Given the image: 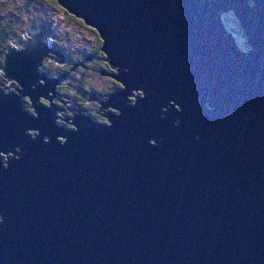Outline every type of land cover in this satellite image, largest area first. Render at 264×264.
Returning a JSON list of instances; mask_svg holds the SVG:
<instances>
[{
    "label": "water",
    "instance_id": "95a60500",
    "mask_svg": "<svg viewBox=\"0 0 264 264\" xmlns=\"http://www.w3.org/2000/svg\"><path fill=\"white\" fill-rule=\"evenodd\" d=\"M56 1L96 29L122 88L107 123L63 131L37 103L66 79L39 72L53 48L29 30L7 49L0 264H264V0Z\"/></svg>",
    "mask_w": 264,
    "mask_h": 264
},
{
    "label": "flooded vegetation",
    "instance_id": "af4514ba",
    "mask_svg": "<svg viewBox=\"0 0 264 264\" xmlns=\"http://www.w3.org/2000/svg\"><path fill=\"white\" fill-rule=\"evenodd\" d=\"M46 26L47 30H50L47 34L43 31V27L30 28V30L40 31L44 36L43 42L54 50V53H49L47 57L43 59L39 72L42 73L46 79H53L54 77L57 78L60 76H64L66 79L64 78L63 81L56 86L52 95H50V92L49 94L44 95L45 97H40L37 102L38 105H43L45 107L50 106L53 109L55 114V125L63 131H70L75 128L73 126V117L76 114H84L95 121L106 122L104 117H101L100 120V118L96 116V114L99 113V104L101 101L106 99V96L109 93L119 91V89L116 88V85H119L120 83L115 82V80L108 75L113 71L110 69L111 67L105 60V55L99 56L94 53V50L83 52L82 50H78L79 48L69 52L66 47L67 45L60 43V39L57 38L56 35V37L53 35L52 32L54 29L52 26L49 24H46ZM27 31H29V29ZM48 36L51 37L49 41H47ZM57 53L62 54L63 58L61 60L63 62L56 61V58H58ZM104 64L108 65L109 68H104ZM88 70L95 72L97 75L96 78L102 81L99 89L93 86V84H89L87 82L85 72ZM72 73L74 75L78 73L82 76H74ZM37 84L41 85V81H38ZM83 86H88L89 88ZM12 87L16 88L17 85L13 84ZM90 87L92 89H90ZM46 96L49 99H47ZM130 101L133 100L130 99ZM22 103L24 110L29 113L35 112L32 105H30V99L28 97L23 98ZM58 113H60V117H63V119H59L61 121L57 120ZM105 114L106 112H103V115ZM31 132L29 131L28 134L34 135L35 132ZM58 139L63 140L62 137H59ZM1 157L5 159L2 155Z\"/></svg>",
    "mask_w": 264,
    "mask_h": 264
},
{
    "label": "trees",
    "instance_id": "16d2710c",
    "mask_svg": "<svg viewBox=\"0 0 264 264\" xmlns=\"http://www.w3.org/2000/svg\"><path fill=\"white\" fill-rule=\"evenodd\" d=\"M249 2L253 4L254 0H249ZM38 4H40L41 6L47 7V8L53 7V8L59 9L61 7L57 3L56 0H0V78L2 76L1 67L3 66V63H4L5 53L7 52V49L9 47L15 46L13 42L16 39L23 37V33L30 28H42L43 27L44 28L43 31L46 34L50 32V30H47V26H46V24H49V20H47V17L49 16L47 13V10L45 9L43 13L35 12L37 11L36 8H38ZM63 12L65 14L69 13L65 9H63ZM230 19H232V21H234V23L236 24L235 28L230 26V22H229ZM228 20H224V24L226 25V27H228L227 29L230 32H233V31L235 33L241 32L239 22L237 21L235 17L231 18L228 16ZM75 21L86 25L83 22V20L80 18H77V19L75 18ZM84 25H82V27L91 31L94 35L93 38H95L97 41L91 50H94V53L99 56L105 55L102 51V39L99 36L96 29L90 26H87V25L84 26ZM49 39H51L50 36H48L47 41H49ZM247 47L248 45L246 42L245 44L243 43L241 45L242 49H246ZM104 68L108 69L109 66L104 64ZM75 75L77 76L78 74H75ZM115 82L117 81L115 80ZM12 83L14 85L16 84L15 82H12ZM119 85L117 84L116 88L120 90L121 84ZM83 87L89 88L88 86H83ZM90 89L92 88L90 87Z\"/></svg>",
    "mask_w": 264,
    "mask_h": 264
},
{
    "label": "rangeland",
    "instance_id": "374dc122",
    "mask_svg": "<svg viewBox=\"0 0 264 264\" xmlns=\"http://www.w3.org/2000/svg\"><path fill=\"white\" fill-rule=\"evenodd\" d=\"M45 9L47 10V13L49 15L47 17V20H49V24L54 29V31L52 32L53 35L54 36L56 35L57 38L60 39L59 40L60 43L67 45L66 47L68 48L69 52H71V50H74L76 48H79L78 50H82L83 52H86V51L91 50L90 48H92V46L94 44H96V40H95V38H93V36H94L93 33L91 31H89L88 29L83 28L82 25H84V24H81L80 22H76L75 18L77 19L78 17H76L74 14H72V13L65 14L63 12L64 8H62V7H60L59 9H56L53 7L47 8V7L41 6L40 4H38V8H36L37 11H35V12L43 13L45 11ZM228 16L231 18H234L233 14L229 12V13H224L222 15L223 20H228ZM231 21H232V19H230V21H229L230 26L235 28L236 24L234 23V21H232V22ZM84 26H86V25H84ZM25 32L23 33V39H27L26 38L27 34ZM233 32H231V33L234 35L237 43L241 47V45L243 43L245 44V42H246L243 34L241 32H239V33H235V32L233 33ZM52 40H54V39H52ZM14 48L17 50V49H20V46L19 47L14 46ZM44 58H46V57H44ZM111 70L114 72L113 68H111ZM85 74H86L87 82L89 84H93V86H95L96 88L99 89V86L102 84V81L100 79L96 78L97 75L95 74V72L88 70L87 72H85ZM78 75L80 77L82 76L80 74H78ZM2 79L5 80L4 84L2 86L5 89V92H11V91L16 92V88L12 87V85H13L12 81H8V80H6V78H3V74L0 78V80H2ZM53 79H55V77ZM39 81H41V80H39ZM41 85H43L42 81H41ZM56 86H58V84ZM140 92L137 93L136 91H133V93L135 95H140L142 93V92L141 93ZM25 98H27V97H25ZM129 98L132 100L135 99L132 96H130ZM62 99H64V98H62ZM65 100H66V98H65ZM30 105H32L31 102H30ZM100 107H101V105L99 104V110H98L99 113H97L96 116H98V118H100V120H101V117H102L101 113H103L104 111ZM33 114H35V112ZM60 116H61L60 113H58L57 120L63 119V117H60ZM59 121H61V120H59ZM4 153L5 154H2V156L5 157V159H8L9 157H11V155H10L11 153L9 151H6Z\"/></svg>",
    "mask_w": 264,
    "mask_h": 264
},
{
    "label": "bare ground",
    "instance_id": "6f19581e",
    "mask_svg": "<svg viewBox=\"0 0 264 264\" xmlns=\"http://www.w3.org/2000/svg\"><path fill=\"white\" fill-rule=\"evenodd\" d=\"M2 86H3V85H2ZM136 92H137V93H139V92H140V90H136ZM140 93H141V92H140ZM1 152H2V151H1ZM4 152H6V151H4ZM4 152H3V153H4ZM9 156H10V155H9Z\"/></svg>",
    "mask_w": 264,
    "mask_h": 264
}]
</instances>
